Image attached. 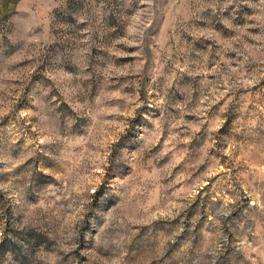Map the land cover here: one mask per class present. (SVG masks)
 Instances as JSON below:
<instances>
[{
	"label": "rangeland",
	"instance_id": "1",
	"mask_svg": "<svg viewBox=\"0 0 264 264\" xmlns=\"http://www.w3.org/2000/svg\"><path fill=\"white\" fill-rule=\"evenodd\" d=\"M0 264H264V0H0Z\"/></svg>",
	"mask_w": 264,
	"mask_h": 264
}]
</instances>
